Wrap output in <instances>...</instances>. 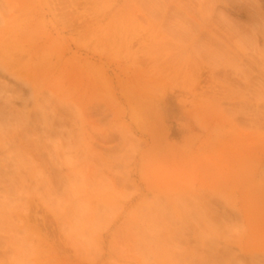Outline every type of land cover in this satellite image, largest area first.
Wrapping results in <instances>:
<instances>
[{"label":"rangeland","instance_id":"374dc122","mask_svg":"<svg viewBox=\"0 0 264 264\" xmlns=\"http://www.w3.org/2000/svg\"><path fill=\"white\" fill-rule=\"evenodd\" d=\"M0 120V264H264V0H0Z\"/></svg>","mask_w":264,"mask_h":264},{"label":"bare ground","instance_id":"6f19581e","mask_svg":"<svg viewBox=\"0 0 264 264\" xmlns=\"http://www.w3.org/2000/svg\"><path fill=\"white\" fill-rule=\"evenodd\" d=\"M223 55H224V54H222V56H223ZM225 55H226V54H225ZM220 56H221V55H220ZM222 56H221V58H222ZM226 59H227V58H226ZM3 61H4V60H3ZM5 63H6V62H5ZM5 63H4L3 65H4V66H5V65L8 66L7 63H6V64H5ZM0 121H1V120H0ZM1 123H2V122H1ZM0 125H1V124H0ZM5 222H6V220H5Z\"/></svg>","mask_w":264,"mask_h":264}]
</instances>
